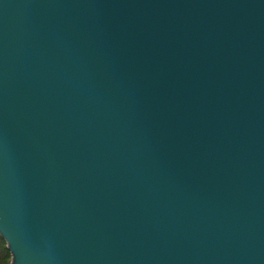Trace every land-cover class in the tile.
I'll list each match as a JSON object with an SVG mask.
<instances>
[{"label": "water", "instance_id": "water-1", "mask_svg": "<svg viewBox=\"0 0 264 264\" xmlns=\"http://www.w3.org/2000/svg\"><path fill=\"white\" fill-rule=\"evenodd\" d=\"M10 264H264V0H0Z\"/></svg>", "mask_w": 264, "mask_h": 264}, {"label": "trees", "instance_id": "trees-1", "mask_svg": "<svg viewBox=\"0 0 264 264\" xmlns=\"http://www.w3.org/2000/svg\"><path fill=\"white\" fill-rule=\"evenodd\" d=\"M11 253L7 248L6 240L0 235V264H10Z\"/></svg>", "mask_w": 264, "mask_h": 264}]
</instances>
